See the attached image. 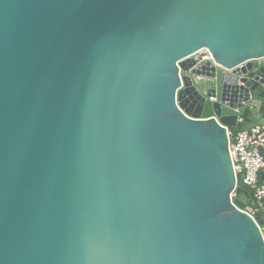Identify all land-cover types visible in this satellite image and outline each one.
<instances>
[{"label":"water","instance_id":"water-1","mask_svg":"<svg viewBox=\"0 0 264 264\" xmlns=\"http://www.w3.org/2000/svg\"><path fill=\"white\" fill-rule=\"evenodd\" d=\"M258 88L264 0H0V264H264L227 152Z\"/></svg>","mask_w":264,"mask_h":264},{"label":"built area","instance_id":"built-area-1","mask_svg":"<svg viewBox=\"0 0 264 264\" xmlns=\"http://www.w3.org/2000/svg\"><path fill=\"white\" fill-rule=\"evenodd\" d=\"M193 57L197 65L206 61L216 65L206 48L200 49ZM178 69L181 77L182 72L179 67ZM210 100L214 101L213 98ZM246 108L251 112L255 110L253 106ZM239 123H242L240 117ZM227 139V152L235 178V187L230 196L231 203L233 204L234 199H239L245 204L241 211L255 219L264 240V180H260V174L264 171V118L249 127L237 126L233 130H227ZM239 189L241 192H237Z\"/></svg>","mask_w":264,"mask_h":264},{"label":"crops","instance_id":"crops-1","mask_svg":"<svg viewBox=\"0 0 264 264\" xmlns=\"http://www.w3.org/2000/svg\"><path fill=\"white\" fill-rule=\"evenodd\" d=\"M262 90H264V88ZM246 106H253L255 108V110L250 113L247 121L244 120L243 127H249L253 123L258 122L260 119L264 118V116L259 112L260 101L257 99V97L255 95L252 97L250 103H248ZM239 117L241 118V112H240ZM262 154L264 157V149L262 150Z\"/></svg>","mask_w":264,"mask_h":264},{"label":"trees","instance_id":"trees-1","mask_svg":"<svg viewBox=\"0 0 264 264\" xmlns=\"http://www.w3.org/2000/svg\"><path fill=\"white\" fill-rule=\"evenodd\" d=\"M256 92H258L257 99L260 101L259 112L264 116V90L258 88ZM250 113L251 111L248 108L243 109V113H241L242 123L238 124V128L243 127L244 120L249 118ZM260 180H264V171L260 174ZM237 192H241V190L239 189Z\"/></svg>","mask_w":264,"mask_h":264},{"label":"rangeland","instance_id":"rangeland-1","mask_svg":"<svg viewBox=\"0 0 264 264\" xmlns=\"http://www.w3.org/2000/svg\"><path fill=\"white\" fill-rule=\"evenodd\" d=\"M258 92H256V94H255V96L257 97V94ZM247 106L245 105V107H244V109L246 108ZM241 113H243V109L241 110ZM248 119H246V121H247Z\"/></svg>","mask_w":264,"mask_h":264}]
</instances>
